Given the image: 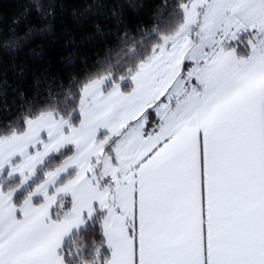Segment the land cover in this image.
I'll use <instances>...</instances> for the list:
<instances>
[{"label": "snow or ice", "instance_id": "6c2138e0", "mask_svg": "<svg viewBox=\"0 0 264 264\" xmlns=\"http://www.w3.org/2000/svg\"><path fill=\"white\" fill-rule=\"evenodd\" d=\"M194 7L198 10L199 6ZM204 19L209 35L223 22L232 38L249 32L264 42V0H206ZM249 45L251 54L245 63H237L231 51L221 48L201 56V64L187 56L183 43L171 39L139 66L131 77L134 87L130 93L114 91L111 99L102 102V110L89 105L82 111V123L69 141L76 143L78 151L24 206L16 203L19 188L6 192L0 184V264H69L71 256L64 251V239L91 219L96 209L105 213L113 227L118 226L114 217L122 214L120 194L129 173L133 188L139 177L146 188L158 185L163 189L160 212L166 214L178 195V178L187 163L193 136L201 186L202 237L207 235L203 223L204 163L209 148L217 159L220 195L219 253L213 261L206 252L202 264H264V89L245 94L254 80L264 79V48L256 39ZM172 58L179 63V73L173 69ZM185 72L200 87L172 108L167 103L170 89ZM146 118L156 124L150 131L148 125L138 126ZM125 130L131 131L109 148L111 138L121 137ZM61 133L68 134L58 129L56 135ZM101 137L108 140L98 144ZM38 147L35 143L0 142V180L10 176L30 179L43 162L32 156ZM105 151L111 153L105 161V174L112 178L110 190L92 179V164ZM70 173H75L76 179L57 190V179ZM53 192L68 195L72 201L61 220L51 215ZM136 196L134 191V214ZM133 246L134 264H188L172 258L165 249L148 259L135 255V237Z\"/></svg>", "mask_w": 264, "mask_h": 264}, {"label": "trees", "instance_id": "16d2710c", "mask_svg": "<svg viewBox=\"0 0 264 264\" xmlns=\"http://www.w3.org/2000/svg\"><path fill=\"white\" fill-rule=\"evenodd\" d=\"M190 1L0 0V138L23 132L27 120L46 113L72 117L71 125L79 126L84 87L108 75L115 83L128 77L153 55L164 37L180 30L185 23L183 5ZM248 37L242 36L227 50L248 57ZM123 91H129L126 85ZM147 125L150 130L156 126L149 119ZM116 142L117 138L111 146ZM73 154L69 146L52 156L39 169L37 180L17 195L16 203L22 206L45 174ZM74 175L70 173L57 186ZM2 184L7 192L20 185V178ZM71 206L68 198L58 201L51 215L61 220ZM105 218L96 209L84 227L64 240L69 264L109 263L111 250L102 228Z\"/></svg>", "mask_w": 264, "mask_h": 264}, {"label": "crops", "instance_id": "0c3cea01", "mask_svg": "<svg viewBox=\"0 0 264 264\" xmlns=\"http://www.w3.org/2000/svg\"><path fill=\"white\" fill-rule=\"evenodd\" d=\"M259 47H264V44H260ZM231 52L237 63L247 62L251 54L250 50L248 57L241 58L234 51ZM257 89H264V79L254 80L246 89L245 94H250ZM244 116L242 112L241 119ZM216 168L217 159L209 148L204 163V211L206 215L203 223L207 225V235L203 237L201 186L194 136L187 163L178 178V195L168 207L166 214L161 215L160 212L163 189L158 185L146 188L137 177L135 180V192L137 193L135 214L133 212L126 215V212L121 209L122 214L114 217L119 221L116 227H113L108 217L104 220L105 237L111 250L108 264H134V237L137 239L135 255L143 254L145 259L157 257L159 250L165 249L172 258L187 261L188 264H202L206 258V252L215 261L219 253L220 233V195ZM86 223L82 224L79 229ZM76 231L67 234L65 239Z\"/></svg>", "mask_w": 264, "mask_h": 264}, {"label": "rangeland", "instance_id": "374dc122", "mask_svg": "<svg viewBox=\"0 0 264 264\" xmlns=\"http://www.w3.org/2000/svg\"><path fill=\"white\" fill-rule=\"evenodd\" d=\"M194 5L199 6L198 10L197 8L194 7ZM205 8H206V0H191L189 3L183 5L185 23L177 33L167 37V38L178 40L179 42L183 43L185 45L183 48V51L187 54V56L192 57L198 62H200L201 64H203V61H201V56L205 54H213L215 52H218L221 48L227 51V47L229 45L238 41V39H240L244 35L249 36L248 37L249 41L256 39L259 45L264 44V42H261L260 37H254L253 34L249 32H240L238 33L237 38H232L231 34L225 30V26L223 22H221V25L215 30L214 34L209 35L206 31V22L204 19ZM164 38L162 39L161 44H159L155 48L154 52L158 53L162 45L171 43V39L166 41ZM248 46L250 48L249 42H248ZM261 48H264V47H261ZM172 66H173L174 71L176 73H179L180 71L179 63L174 58H172ZM138 70H139V67L135 71H132L128 77H126L125 79H122L119 83H115L113 77L110 75L104 76L100 79H97L89 83L82 90V93H81L82 97L80 101V109H79L78 115L80 116V113L84 111L85 109H87L89 105H91L93 108L97 109L98 111L102 110L103 103H106L109 99L112 98V93L114 91L118 90L121 93V95L130 93L132 88L134 87L131 77L134 74H136ZM117 85H119V89L116 88ZM124 85H126V87L129 89L128 92L123 91ZM199 87H200L199 84L196 81L192 80L188 72H185L176 78L175 84L170 89V100L167 101V103H169L172 108H175L178 100L179 101L186 100L188 97L192 95V93L195 90H198ZM71 120H72V117L70 119H64L55 113H46L35 119L27 120L26 129L23 132H14L7 137L0 138V142H3L4 144L13 143V142L20 143V144H26V143L38 144L39 147L38 149L33 150L32 156L34 159L43 160L40 166L36 168L35 174L31 175L30 179L28 178V176L19 177L20 185L17 188L10 189V190H17L19 188L18 194H20L22 191L28 189L30 185L33 184V182L37 180L39 169L43 167V165L52 156L58 154L60 151L64 150L66 147L72 146L74 149V154L69 159H67L61 166L56 168L54 171H51L45 174L44 181L40 183L38 186H36L27 195L26 200H28L29 197L33 193L39 192L41 186L45 184L49 176L56 173L57 170L61 169L66 164V162L70 161V159L78 151V148L76 146V143L74 142L70 143L69 141H72L73 133L81 125L80 124L77 127L72 126L70 123ZM147 123H148V119L146 118L140 121L138 126H144V125H147ZM58 129H64L65 131H67L68 134L64 135L63 133H61L59 136H57L56 132ZM147 130H150V128H148ZM129 131L131 130H125V132L122 133L121 137L119 138L112 137L109 143V148L114 147L117 144L119 139H123L124 137H126ZM50 136L52 137L51 140H50ZM116 138H117V142L115 143L114 146L113 145L111 146V143ZM128 139L131 140L133 139V137H128ZM105 140H108V137H101L97 141V143L103 144ZM49 152H51L52 154L48 155ZM110 155L111 153L107 151L99 153L97 155L96 160L92 164L93 182L94 183L98 182L100 186L106 190L112 189V178L108 177L105 174V161L109 158ZM15 178L17 177H14V176L5 177L4 179L0 180V184H2L5 179H6V182H9ZM75 179H76V176L74 175V178H72L71 180H68L63 185L57 186V190L66 188L67 185L71 183V181H74ZM125 179L127 180V185H126L125 190L120 195L123 197L122 209L126 212V215H127L128 213L129 214L133 213V192L135 191V188H133V179L131 178V173H129L128 177H126ZM60 180L62 179H59V178L57 179V185ZM25 181H27V183H25ZM4 184L2 185L4 186ZM53 196L55 197L53 205L58 203V201H61L67 198L70 199L68 195L62 194V195L57 196L55 192H53ZM25 201L22 204V206H24ZM108 201H109V204H111V197L108 198ZM94 213L92 214V216L94 215Z\"/></svg>", "mask_w": 264, "mask_h": 264}]
</instances>
